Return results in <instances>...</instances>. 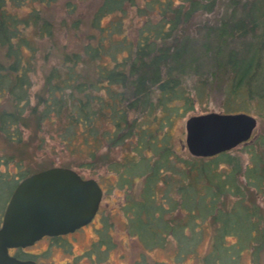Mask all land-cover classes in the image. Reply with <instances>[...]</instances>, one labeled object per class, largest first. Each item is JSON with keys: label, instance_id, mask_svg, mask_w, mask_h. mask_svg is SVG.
<instances>
[{"label": "trees", "instance_id": "16d2710c", "mask_svg": "<svg viewBox=\"0 0 264 264\" xmlns=\"http://www.w3.org/2000/svg\"><path fill=\"white\" fill-rule=\"evenodd\" d=\"M7 1L0 0L5 139L36 142L60 166L114 174L127 190L122 208L131 233L148 246L170 236L179 255L195 252L200 225L210 222L205 264H238L245 252L261 264L264 133L242 143L245 161L230 151L193 156L175 147L169 128L194 108L193 93L217 88L224 113L247 112L258 101L264 117V0H99L89 20L71 23L79 47L63 52L34 94L23 48L31 29L51 37L53 23L38 8L19 16ZM66 5L73 14L76 5ZM24 162L0 152L7 167L0 169V221L19 182L53 167L32 171Z\"/></svg>", "mask_w": 264, "mask_h": 264}, {"label": "rangeland", "instance_id": "374dc122", "mask_svg": "<svg viewBox=\"0 0 264 264\" xmlns=\"http://www.w3.org/2000/svg\"><path fill=\"white\" fill-rule=\"evenodd\" d=\"M21 1V0H20ZM23 0L17 3L15 0H8L7 5L14 13L25 17L35 8H38L40 17L49 19L53 23L51 37H37L33 29L28 32L31 39L29 48L24 47L23 52L26 59L31 62L30 77L32 82V93L40 90L45 83V74L50 67L58 63L63 52L74 50L79 47L78 32L72 27V21L80 17L89 20L92 17L99 0H70L76 6L73 14H68L66 3L69 0ZM36 11V10H35ZM107 19V18H106ZM104 22H107L106 20ZM204 19V18H202ZM67 22V23H66ZM78 32V33H77ZM31 47V48H30ZM5 54L4 48L0 47V57ZM199 75L193 74L196 80ZM194 108L183 116H177L169 130L173 133V141L176 148L187 149L186 146V120L193 115H201L209 112H223L225 95L218 88L209 94L193 93ZM241 106L249 108L247 113L252 114L258 120L257 127L252 138L264 133V117L260 112L258 101ZM224 113V112H223ZM36 142H24L21 144L5 139L0 133V152L13 155L16 159H22L25 165L32 171L49 166H60L59 160H51L48 152L36 150ZM241 143L229 150L232 154H239L246 161L247 153ZM188 151V149H187ZM189 152V151H188ZM7 167L0 165V169ZM11 171L16 170L15 164L11 162L8 166ZM70 168L76 170L85 178H95L104 189V195L100 209L93 223H88L83 229L64 237L47 238L27 246L24 251H15L23 258L33 257L41 264H205L204 256L208 253L212 240V229L210 223H202L205 231L201 240L196 243V250L189 251L184 256L178 254V243L175 238L168 236L167 240L158 246H148L145 242L131 233L130 220L122 208L127 190L119 188L117 177L114 174L108 175L104 167H97L91 171L80 169L77 166ZM141 183V180H140ZM137 190L139 182L136 183ZM252 193V192H251ZM252 197V196H251ZM233 201V200H232ZM260 208L264 214V197H260ZM174 217V215H173ZM209 221V220H208ZM0 221V225H1ZM234 237H229L233 242ZM13 251L11 250V253ZM238 264H254L252 255L245 252ZM261 264H264V249L261 254Z\"/></svg>", "mask_w": 264, "mask_h": 264}, {"label": "water", "instance_id": "95a60500", "mask_svg": "<svg viewBox=\"0 0 264 264\" xmlns=\"http://www.w3.org/2000/svg\"><path fill=\"white\" fill-rule=\"evenodd\" d=\"M258 124L247 112H209L186 120V146L197 157L214 156L248 141ZM103 189L95 178L54 166L19 182L0 225V264H38L10 254L11 248L33 245L45 235L72 232L96 215Z\"/></svg>", "mask_w": 264, "mask_h": 264}, {"label": "flooded vegetation", "instance_id": "af4514ba", "mask_svg": "<svg viewBox=\"0 0 264 264\" xmlns=\"http://www.w3.org/2000/svg\"><path fill=\"white\" fill-rule=\"evenodd\" d=\"M102 189H103V187H102ZM103 192H104V189H103ZM101 202H102V201H101ZM100 206H101V203H100ZM100 206H99V209H100ZM99 209H98V211H99ZM98 211H97L96 215L94 216V218L91 220L90 223H93V222H94V219H95V217H96L97 214H98ZM84 227H85V225L82 226V227H80V228H78V229H76V230H74V231H72V232L66 233V234L53 235V236L45 235V236H43L41 239H39V240H37V241H40V240H43V239H47V238L51 239V238H56V237H64L65 235L70 234V233H74V232L78 231L79 229H83ZM37 241H36V242H37ZM36 242H35V243H36ZM35 243H34V244H35ZM25 248H26V247H24V248H21V247H20V248H11V249H10V254H12V255L18 257L19 254H15V251H19V250L24 251ZM11 250L13 251L12 253H11ZM18 258H19V257H18ZM20 259H23V260H34V261H36L33 257H26V258L20 257ZM36 262H37L38 264H41V263H39L38 261H36Z\"/></svg>", "mask_w": 264, "mask_h": 264}]
</instances>
